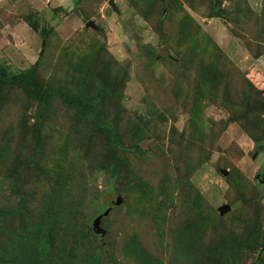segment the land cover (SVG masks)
<instances>
[{
    "label": "rangeland",
    "instance_id": "1",
    "mask_svg": "<svg viewBox=\"0 0 264 264\" xmlns=\"http://www.w3.org/2000/svg\"><path fill=\"white\" fill-rule=\"evenodd\" d=\"M114 2L0 0V63L98 113L0 85V264H90L102 206L98 264H264V0Z\"/></svg>",
    "mask_w": 264,
    "mask_h": 264
},
{
    "label": "trees",
    "instance_id": "2",
    "mask_svg": "<svg viewBox=\"0 0 264 264\" xmlns=\"http://www.w3.org/2000/svg\"><path fill=\"white\" fill-rule=\"evenodd\" d=\"M74 4L76 5L77 3H75L74 1ZM28 23L34 31H40L41 38H42L41 45L43 47L52 29V26H48L47 28H40L37 24H35L32 21H28ZM40 55H41V52L38 55L37 59L30 66L20 69L18 71H12L5 64L0 63V85H12V86L20 87L26 93L27 96L36 100L38 104L41 106H45L53 98V96H57L59 99L63 100L65 103L76 106L81 115L86 116L89 114L90 115L96 114L97 116L98 113L96 111L95 104L92 103L91 101L92 100L91 97L89 96L81 97V96L69 95L60 87L52 86L50 83H44V82L38 81L35 75V71L37 69ZM109 132L113 136V142H112L111 150L109 153V157H110L109 172H110V180L112 181L113 179H115L118 169H119V162L116 156V148L120 146L121 144H119L116 134H113L111 130H109ZM260 146L262 147L261 150L264 152V148H263L264 145H260ZM122 147H124L127 150H132L134 148L137 150H141V147L138 145H123ZM261 175L262 174H259L258 180L264 181ZM21 207L19 206L18 210L15 212H20ZM12 213L13 212L10 213L4 210H0V215L2 214L3 216H8V215H11ZM99 226L101 227V221L99 223ZM92 227H93V224H92ZM102 229L104 230V228ZM104 232L105 234L103 236L95 232L97 235V241H98L97 244L104 246V248L103 250H96L92 254L90 264H98L99 256L106 251L107 247L103 244L104 242L103 238L106 235L105 230Z\"/></svg>",
    "mask_w": 264,
    "mask_h": 264
},
{
    "label": "water",
    "instance_id": "3",
    "mask_svg": "<svg viewBox=\"0 0 264 264\" xmlns=\"http://www.w3.org/2000/svg\"><path fill=\"white\" fill-rule=\"evenodd\" d=\"M108 3H109V5L111 6V8H112L113 10L118 11V8H117V6H116L114 0H108ZM85 24H86V26H90V27H93V28H97V26L94 24V22H93L92 20H90V19L87 20V21L85 22ZM256 178L259 179V175H256ZM260 181H261V182H264V181H262V180H260ZM122 201H123L122 197H121L119 194H116L113 203L116 204V205H119V204L122 203ZM110 209H111V208L108 207V206H102V207L100 208V210H98V211L96 212V214H95V216H94V218H93V221H92V222H93V229H94V231H95L96 233L101 234V236H103V235L105 234V232H104V230L99 226V223H100V221H101V218H102L103 216H106V215L109 213ZM228 209H229V205L224 204V205H222V206L219 207V212L222 214V213H224L225 211H227Z\"/></svg>",
    "mask_w": 264,
    "mask_h": 264
}]
</instances>
